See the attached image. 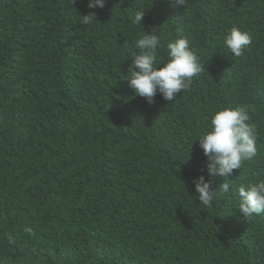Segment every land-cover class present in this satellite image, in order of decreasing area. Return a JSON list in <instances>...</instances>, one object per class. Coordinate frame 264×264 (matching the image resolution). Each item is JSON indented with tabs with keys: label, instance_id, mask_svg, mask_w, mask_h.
<instances>
[{
	"label": "trees",
	"instance_id": "16d2710c",
	"mask_svg": "<svg viewBox=\"0 0 264 264\" xmlns=\"http://www.w3.org/2000/svg\"><path fill=\"white\" fill-rule=\"evenodd\" d=\"M87 2L0 0V264H264V213L244 220L235 191L264 180V0ZM233 27L252 37L240 57ZM153 30L161 63L184 36L206 70L149 104L124 78ZM238 105L257 155L204 206L193 179L225 178L196 140Z\"/></svg>",
	"mask_w": 264,
	"mask_h": 264
},
{
	"label": "clouds",
	"instance_id": "9594fccd",
	"mask_svg": "<svg viewBox=\"0 0 264 264\" xmlns=\"http://www.w3.org/2000/svg\"><path fill=\"white\" fill-rule=\"evenodd\" d=\"M70 2L76 3V0ZM174 4L186 6L187 0H174ZM104 6L105 0L87 2V7L92 10ZM96 16L95 11H90L87 15H81L80 23L92 24L97 21ZM143 17L144 10H136L132 22L140 25ZM223 43L233 56L240 57L243 50L252 43V37L247 31L233 27L225 34ZM134 46L138 54L131 59L124 79H127L134 94L145 98L149 104L154 102L157 94L167 101H174L177 94L190 89L193 77L206 70L205 64H201L191 50L187 37L181 36L167 44L166 63H161L162 58L158 57V51L163 45L155 30L144 31ZM250 119L246 106L220 108L211 119L210 130L196 140L206 157L208 175L225 178L215 191L204 175L193 179L196 199L204 206H211L218 193L233 191L227 178L233 170L240 169L243 162L256 157L258 134L255 126L249 123ZM235 191L239 197V213L244 220L264 213V180L241 185ZM25 231L32 232L30 228Z\"/></svg>",
	"mask_w": 264,
	"mask_h": 264
}]
</instances>
